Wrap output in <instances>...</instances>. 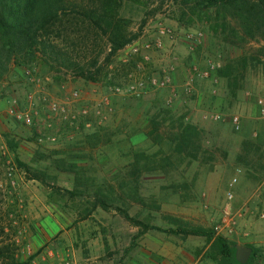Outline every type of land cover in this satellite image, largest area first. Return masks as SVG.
<instances>
[{
  "label": "rangeland",
  "instance_id": "rangeland-1",
  "mask_svg": "<svg viewBox=\"0 0 264 264\" xmlns=\"http://www.w3.org/2000/svg\"><path fill=\"white\" fill-rule=\"evenodd\" d=\"M155 1L124 0L122 14L132 29L144 17L146 23L99 82L56 80L38 63L14 68L0 82V247L13 245L19 263L221 262L210 258L215 250L205 237L139 234L119 208L161 229L210 230L231 243L237 236L251 241V227L264 233V210L250 199L264 186V173L251 179L238 170L264 146L257 105L264 93V42L240 41L234 21L211 10L192 15L166 4L147 15ZM166 73L172 79L167 89L146 86L140 97L125 90ZM12 108L30 112L33 124L10 116ZM206 112L220 118L204 119ZM96 196L110 209L95 206ZM230 215L235 227L227 234L221 229ZM247 245L264 255L263 244Z\"/></svg>",
  "mask_w": 264,
  "mask_h": 264
},
{
  "label": "trees",
  "instance_id": "trees-1",
  "mask_svg": "<svg viewBox=\"0 0 264 264\" xmlns=\"http://www.w3.org/2000/svg\"><path fill=\"white\" fill-rule=\"evenodd\" d=\"M155 2L147 15L161 13L166 4L190 10L192 15L211 10L234 21L239 28L234 36L240 41L259 38L264 42V0ZM123 7L124 0H0V82L14 68H27L35 63L47 67L56 80L80 78L99 82L106 76V68L116 54L138 40L146 23L147 17H144L136 29H132V20L122 14ZM31 178L41 180L36 175ZM94 204L103 210L110 209L99 196L95 197ZM117 210L126 221L140 229L139 234L158 230L202 236L215 250L211 259L220 260L219 264H242L235 258L236 245L222 236L214 237L210 230L161 229L131 217L124 209ZM11 246L0 247V264H21L10 251ZM247 246L251 254L244 264H260L264 259L263 250Z\"/></svg>",
  "mask_w": 264,
  "mask_h": 264
},
{
  "label": "built area",
  "instance_id": "built-area-1",
  "mask_svg": "<svg viewBox=\"0 0 264 264\" xmlns=\"http://www.w3.org/2000/svg\"><path fill=\"white\" fill-rule=\"evenodd\" d=\"M162 33H164V31H162ZM158 46L160 45V43L157 44ZM204 75H207V73H205ZM172 83V79L170 77L169 74H165L162 77H158V78H150L148 81L139 79V80H135L131 83H129L127 85V87L125 88V90L132 96H136V97H140L143 93V91L145 90L146 86H151V87H157L159 89H167L170 87ZM122 89L121 88H116L117 92H120ZM73 96H77L76 92L72 93ZM171 97H175L174 95H171ZM27 102L29 103V105L33 104V95H27L26 97ZM172 100L169 99L168 101H166L167 104H171ZM257 105L259 107V112L261 115L264 116V93L261 95V97L257 100ZM54 110H56V106L53 105L52 107ZM10 116H13L15 118H17L18 120L22 121L24 124L30 126L33 124V117L32 114L30 112H28L26 109L22 110V111H18L15 110L14 108L10 109L9 111ZM204 119H210L212 121H216L220 118V115L217 114L216 112H206L203 115ZM233 125L234 128L237 130L239 129V117L235 116L233 117ZM41 140V139H40ZM237 182V178L233 177L230 179V181L227 184V189H226V198L228 200H232L234 194V187L236 185ZM235 227V220L233 216H227L224 219V224L222 225V229L224 230L225 233L230 234L233 232Z\"/></svg>",
  "mask_w": 264,
  "mask_h": 264
},
{
  "label": "crops",
  "instance_id": "crops-1",
  "mask_svg": "<svg viewBox=\"0 0 264 264\" xmlns=\"http://www.w3.org/2000/svg\"><path fill=\"white\" fill-rule=\"evenodd\" d=\"M259 138H260V136H259ZM259 138H257V139H259ZM260 149H261L260 151L262 152L260 154H263L264 153V146H261ZM237 152L238 151H236V153H234L235 157L232 160L234 163V166H236V167L239 165V163L236 161V159L238 157ZM260 154H253V160L249 161L248 163L240 164V167H239L240 169L238 168V170H243V172L247 174V177L249 174L251 179H253V177H255L256 175H259L260 173H264V155H260ZM251 184L252 183L249 181V183L246 185H248V187H249V186H251ZM258 190H259L258 193L254 197H251L250 199L253 198V202L258 204V206H259L258 208L264 210V186ZM248 200H249V198H248ZM245 216H246V213H245ZM250 239H251V241H248L244 238L238 239V236H237V239H234V242H235L234 244L236 246H239V245H246V244H249L252 242H256V243L259 242L261 245L262 244L264 245L263 228L261 226L251 227V238Z\"/></svg>",
  "mask_w": 264,
  "mask_h": 264
},
{
  "label": "water",
  "instance_id": "water-1",
  "mask_svg": "<svg viewBox=\"0 0 264 264\" xmlns=\"http://www.w3.org/2000/svg\"><path fill=\"white\" fill-rule=\"evenodd\" d=\"M251 254V248L244 245L236 246L235 258L239 263H246Z\"/></svg>",
  "mask_w": 264,
  "mask_h": 264
}]
</instances>
